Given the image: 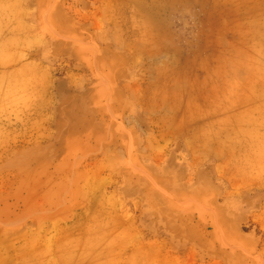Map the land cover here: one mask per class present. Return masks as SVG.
I'll use <instances>...</instances> for the list:
<instances>
[{"label":"rangeland","instance_id":"1","mask_svg":"<svg viewBox=\"0 0 264 264\" xmlns=\"http://www.w3.org/2000/svg\"><path fill=\"white\" fill-rule=\"evenodd\" d=\"M0 264H264V0H0Z\"/></svg>","mask_w":264,"mask_h":264},{"label":"bare ground","instance_id":"2","mask_svg":"<svg viewBox=\"0 0 264 264\" xmlns=\"http://www.w3.org/2000/svg\"><path fill=\"white\" fill-rule=\"evenodd\" d=\"M159 248V247H158ZM154 249V248H153ZM159 250V249H158Z\"/></svg>","mask_w":264,"mask_h":264}]
</instances>
